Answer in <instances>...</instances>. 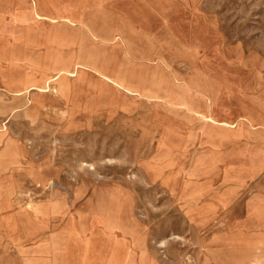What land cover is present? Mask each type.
Wrapping results in <instances>:
<instances>
[{
  "label": "rangeland",
  "instance_id": "rangeland-1",
  "mask_svg": "<svg viewBox=\"0 0 264 264\" xmlns=\"http://www.w3.org/2000/svg\"><path fill=\"white\" fill-rule=\"evenodd\" d=\"M67 1L74 12L52 0H32V8L39 18L76 26L88 4L87 41L91 61L106 68L101 79L79 62L56 68L61 56L52 54L45 57L51 69L25 77L23 88L10 93L3 82L18 81L13 63L20 56L0 32V264H23L29 254L46 260L38 264H150L134 260L133 243L114 229L76 232L67 246L53 236L61 231L57 217L54 228L27 232L35 221L23 210L49 202L129 211L143 238L140 254L154 239L156 256L169 244L165 254L169 248L171 261L186 264L225 232L264 233V128L229 129L205 118L264 117V0ZM100 6L112 17L118 7L129 20L134 12L146 15L152 37L128 19H114L111 30L119 36L95 38ZM5 14L14 13L0 6ZM74 38L43 43L75 44L78 61L81 27Z\"/></svg>",
  "mask_w": 264,
  "mask_h": 264
},
{
  "label": "crops",
  "instance_id": "crops-1",
  "mask_svg": "<svg viewBox=\"0 0 264 264\" xmlns=\"http://www.w3.org/2000/svg\"><path fill=\"white\" fill-rule=\"evenodd\" d=\"M52 1L56 7H66L71 13L74 12V4L72 2L67 0ZM0 6L14 13L5 14L4 16L0 17V24L2 26L0 32H3L4 38H9L12 40L11 46L14 48L17 47L20 56L19 59L13 63V65H15L14 70L18 71L17 74L13 75L18 77V81L11 83L8 81L9 78H5L3 82V87L5 90H9L10 93L17 94V91L23 88L21 80H23L25 77L30 76L33 78H40V69H51V65L53 63L48 61L45 57L52 54H59L61 56V62L58 64V66H55L56 68H64L65 66L69 65V63L70 65H74L76 62H79L82 64L81 70L84 73L92 72L94 76H98L99 79L102 78L101 73L106 71L104 64L100 59L97 60L96 58L95 61H91L90 45L87 40L91 38L92 18L88 4L86 2L83 3L82 16L80 17L77 15L81 24L78 23L76 26L69 25L68 22H65L62 19L52 22L50 20L37 17V15L34 14V9L32 8V0H0ZM117 9L113 10L115 11V17H112L111 14L113 13L108 12L107 10H105L104 14L102 6L96 10L97 14L94 15L93 18V31L95 33V38H103L105 36L117 38V36H119L120 33H118V31L111 30L113 27L111 25L114 22V19L129 20V18L123 16L119 12L121 9L120 7ZM134 14L135 17H133L132 20H129L130 23H132L138 31L145 32L147 37H152L154 32L150 31V27L147 26V22H145L143 19V17H146V15H140L137 12H134ZM103 23L107 29H102ZM76 27L82 28L84 39L82 56L77 57V60L79 58L78 61L74 59V56H76L75 44L71 46H60L56 44L43 43V40L45 39L57 38L71 39L72 41H75L74 36ZM33 38L37 40L36 44L34 45L23 41V39L30 40ZM13 40H17V42ZM99 43L100 44H98V47H101L102 42ZM96 55H101L100 48L98 52H96ZM69 57H73L72 62H69ZM28 59H31L32 62H29ZM5 64L10 63L7 62ZM32 64L37 66H33ZM70 68L72 69L73 67ZM62 74L63 73L56 75V79H59ZM105 81H107V79H105ZM33 91H35V89L30 90V92ZM24 93L25 92H21L19 95ZM35 101L39 103L38 98H36ZM225 114L226 115L221 118L217 113H212L209 117L205 118L206 121L212 125L223 126L229 129L235 127L237 123H240V125L248 123L251 127L257 126L264 128V122L261 121L264 120L262 115L255 117L253 114L248 113V116L240 117L239 120H236L231 116V113ZM257 119L259 120L258 123L255 121ZM240 125L238 124V126ZM101 204L104 210H100V206L96 208L93 205H87L88 210H85L84 207H81L79 210H69L64 206H58L57 204L50 202L36 204L34 205V210H23L29 215V217H34L35 221L33 227L30 225L26 231L28 232V230H35V233H37L39 231L50 230L56 226V224L51 222V219L57 217L58 221L62 223L61 231L53 232V236H57L56 238H61L62 242H65L66 246L69 245L68 243L70 240L73 241L74 236H76V232H78V234L80 233L81 235H84L87 233L90 234L91 230H97L100 228L104 230L114 229L117 230L124 238L129 239L130 243H133L131 249L133 252L135 250L133 259L136 261H139L141 257H146L144 259L142 258V260H145L150 264H186V262H182L181 260L171 261L169 248L168 253L165 254V249L167 245L169 246V244H164L165 246H162L164 249L162 257L159 258L156 256L154 254V239L146 240V242H148L147 255H145V250H143L140 254L143 238L142 236L140 237L139 233L135 231V226L138 224L135 216L131 214V219L129 220V211L107 210L105 204ZM126 229L131 231V233H126ZM236 232L237 233L233 231L232 233L228 231L224 233V237H214L210 239L206 245V247L209 248L205 254L202 252L200 254L198 251L194 252L192 257L193 264H264V253L256 255L253 254L252 251L257 247L264 248V233H260L252 229L237 230ZM166 243L168 242L166 241ZM29 256L30 257L28 258H23V264H38L46 261L42 258H33L30 254ZM50 261L52 263L56 262L55 260ZM66 261L68 262V260ZM4 264L10 263L5 261Z\"/></svg>",
  "mask_w": 264,
  "mask_h": 264
}]
</instances>
